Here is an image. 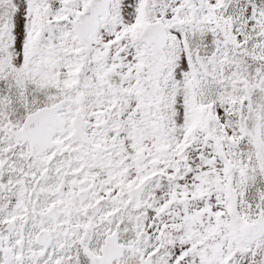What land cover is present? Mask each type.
I'll list each match as a JSON object with an SVG mask.
<instances>
[{"label": "snow or ice", "instance_id": "1", "mask_svg": "<svg viewBox=\"0 0 264 264\" xmlns=\"http://www.w3.org/2000/svg\"><path fill=\"white\" fill-rule=\"evenodd\" d=\"M0 264H264V0H0Z\"/></svg>", "mask_w": 264, "mask_h": 264}]
</instances>
